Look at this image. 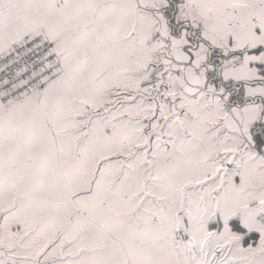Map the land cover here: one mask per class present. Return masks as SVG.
I'll list each match as a JSON object with an SVG mask.
<instances>
[{
    "label": "snow or ice",
    "instance_id": "obj_1",
    "mask_svg": "<svg viewBox=\"0 0 264 264\" xmlns=\"http://www.w3.org/2000/svg\"><path fill=\"white\" fill-rule=\"evenodd\" d=\"M0 264H264V0H0Z\"/></svg>",
    "mask_w": 264,
    "mask_h": 264
}]
</instances>
